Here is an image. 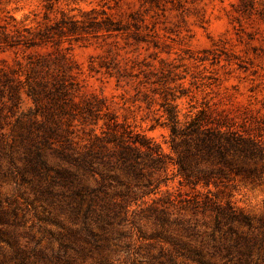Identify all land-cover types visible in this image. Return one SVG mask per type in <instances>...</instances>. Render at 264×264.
Returning a JSON list of instances; mask_svg holds the SVG:
<instances>
[{"label":"trees","instance_id":"16d2710c","mask_svg":"<svg viewBox=\"0 0 264 264\" xmlns=\"http://www.w3.org/2000/svg\"><path fill=\"white\" fill-rule=\"evenodd\" d=\"M2 35L10 48L49 41ZM56 59L0 67V187L13 185L0 195V264H112L121 253L125 264H264V214L211 189L264 173L261 135L205 109L182 120L165 101L167 153L100 102L75 101Z\"/></svg>","mask_w":264,"mask_h":264},{"label":"rangeland","instance_id":"374dc122","mask_svg":"<svg viewBox=\"0 0 264 264\" xmlns=\"http://www.w3.org/2000/svg\"><path fill=\"white\" fill-rule=\"evenodd\" d=\"M106 16L121 29L106 30ZM4 28L24 38L41 31L49 41L10 48ZM57 56L75 101L100 102L102 113L167 153L165 101L178 105L182 120L205 109L264 139V0H0V67ZM167 187L177 189V178ZM211 189L251 216L264 214V173ZM12 193L11 183L0 187V195Z\"/></svg>","mask_w":264,"mask_h":264}]
</instances>
